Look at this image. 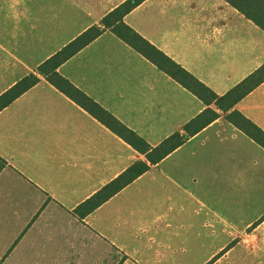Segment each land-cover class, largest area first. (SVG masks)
Listing matches in <instances>:
<instances>
[{
  "label": "crops",
  "instance_id": "0c3cea01",
  "mask_svg": "<svg viewBox=\"0 0 264 264\" xmlns=\"http://www.w3.org/2000/svg\"><path fill=\"white\" fill-rule=\"evenodd\" d=\"M126 0H0V96ZM124 22L218 96L264 65L225 0H146ZM58 72L152 146L208 106L111 31ZM0 111V264H264V147L226 113L90 214L137 161L48 82ZM234 109L264 131V82Z\"/></svg>",
  "mask_w": 264,
  "mask_h": 264
},
{
  "label": "trees",
  "instance_id": "16d2710c",
  "mask_svg": "<svg viewBox=\"0 0 264 264\" xmlns=\"http://www.w3.org/2000/svg\"><path fill=\"white\" fill-rule=\"evenodd\" d=\"M145 1L146 0H126L107 14L99 24L89 28L55 55L43 62L35 73L25 76L6 93L0 96V111H2L25 92L36 86L40 82L39 76H42L96 117L100 122L118 134L136 151L145 156L147 161H137L115 180L104 186L99 192L85 201L79 208L83 215L92 213L95 209L106 203L113 196L150 170L152 165L158 164L161 160L182 146L189 137L198 134L208 125L216 121L220 117V113L211 108V105H214L218 110L226 113L225 118L229 122L264 147V131L238 110L234 109L238 102L264 82V65L227 94L218 96L124 22L125 16ZM225 1L230 3L264 30V0ZM108 30L143 54L160 69L166 71L171 77L184 85L208 106L202 113L185 125L184 132H176L166 138L161 144L152 146L58 72V68L62 64L67 62ZM5 166L6 161L0 158V172Z\"/></svg>",
  "mask_w": 264,
  "mask_h": 264
}]
</instances>
